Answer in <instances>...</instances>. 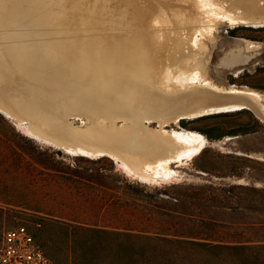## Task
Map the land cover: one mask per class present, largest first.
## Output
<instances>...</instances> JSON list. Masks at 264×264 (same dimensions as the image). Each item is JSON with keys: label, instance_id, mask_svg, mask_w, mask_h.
Masks as SVG:
<instances>
[{"label": "rangeland", "instance_id": "obj_1", "mask_svg": "<svg viewBox=\"0 0 264 264\" xmlns=\"http://www.w3.org/2000/svg\"><path fill=\"white\" fill-rule=\"evenodd\" d=\"M52 1L49 10L35 12L29 20L39 22L45 15L50 28L63 31V46L69 39L77 45L76 59L88 55L92 42L102 48L108 45L111 31L84 24L86 30L81 28L77 34L72 28L74 19H69V12L76 0ZM236 2L125 0L117 14L126 16L123 31L133 32L142 51H159L154 60L140 65L146 77L144 89L134 90L132 95L149 100L159 96L169 80L181 85L182 78L166 62L169 53H174V40L180 39L192 49L186 67L197 84L254 94L263 108L261 116L240 110L220 113L226 116L214 119H181L182 124L159 112L144 116L140 130L145 135L175 145L162 159L146 160L129 152L115 153V158L80 154L78 151L103 150L89 138L94 131L113 128L127 132L129 122L123 117L108 122L100 111L95 112L106 99L95 102L78 86L42 88L40 75L29 79L26 69L21 73L19 65L6 63L0 76L14 93L21 91L22 98H4L3 106L12 113L0 111V237L18 225L32 228L53 256V264H128L127 254L111 253L121 240L113 232L138 236L142 245L133 264H264V23L242 16L238 9L229 11L226 6ZM1 3L4 8L9 6ZM24 20L17 31L26 30ZM5 22L0 17V27ZM53 40L56 43L61 38ZM235 48L246 60L234 68L222 65V59ZM22 51L5 62L21 56ZM95 70L96 75L109 71L108 67ZM110 95L113 106H130L122 90L112 89ZM16 99H22L21 107ZM50 104L65 111L56 110L55 117L39 119L44 106ZM242 111L245 113L234 115ZM94 114L99 121L90 120ZM51 121L86 139L71 146L74 154L50 144L47 136L34 130L36 124L47 129ZM174 133L191 137L200 148L198 154L181 159L188 149L176 141ZM105 201L108 205L101 210ZM59 210L70 211L81 223L43 214ZM35 217L46 220L39 229L33 227Z\"/></svg>", "mask_w": 264, "mask_h": 264}, {"label": "bare ground", "instance_id": "obj_2", "mask_svg": "<svg viewBox=\"0 0 264 264\" xmlns=\"http://www.w3.org/2000/svg\"><path fill=\"white\" fill-rule=\"evenodd\" d=\"M124 1H75L74 8L69 12V19H74L72 28L74 30L76 28L77 34L81 31V28L86 30L85 27L83 28L84 24L94 28L100 27L102 30L111 31L112 33V39L109 40L105 48H102L101 44H96V42L93 44L92 42L91 45H88V55L76 59L78 54V51H76L77 45L69 39L63 46V31L60 28L57 30L50 28L51 23L44 17L45 15H41L39 22L29 20V16H32L35 12L40 13L41 10H49V7L54 5L52 0H0V3H9L6 8H4V4L1 3L0 5V17L6 20L5 24L1 23L2 27H0V70L7 66L6 63L12 66L17 64L21 67V73L25 72L24 69H26L29 79L40 75L38 84L42 88L43 86L56 84V86H64V90H68V87L78 86L81 92L92 95L95 102H102L106 99L103 108L95 110V112L100 111L108 122H113L118 117H123L129 122L130 127L127 132H118L113 128L94 131L89 135V138L94 144L102 146L103 150L78 151L80 154L84 156H87V154H102L115 158V153L129 152L146 160L164 158L175 149V145L168 140L149 137L140 130L141 119L146 115L158 114V112L168 117H175L177 120H184L199 118L211 113H224L223 111L226 110L234 111L233 109L242 107L261 116L260 109L263 108L260 107L259 98L256 95L236 90H216L197 84L195 77L187 72L186 67L189 58L193 56L192 49L187 43L181 44L180 39L174 40V53H169L166 62L168 60L169 67L175 69L177 76L182 78L181 85L169 80L166 87L161 88L159 86L161 88L159 96L149 100H141L140 97L132 95L134 90L144 89L143 82L146 77L144 78V75H142L144 73L139 68L140 65L142 67L143 64L146 65L154 60L158 57L159 51L151 53L142 51L138 41L134 38L133 32L123 31L126 16L124 14L118 16L117 14L122 11L121 6ZM236 1L233 5L226 6L229 11L238 9L242 16L249 17L258 24L264 23V0ZM56 14L55 11L54 15ZM22 18L26 19L24 20L26 30L17 31ZM57 22L59 23V20ZM177 26L179 28V25ZM82 32L80 34H84ZM55 36H58L61 40L56 42ZM92 36L94 37V35ZM32 38H36L37 41L31 42ZM95 38H98V36H95ZM52 40L56 43H53ZM22 49L21 56L18 55L13 60L5 62L7 59L16 56ZM245 60L242 52L235 48L230 50L222 59V65L234 68L241 65ZM99 67H108V74L96 75L95 69ZM115 88L126 94V100L130 102L128 109L117 108L110 104L109 100H113L110 91ZM0 90L4 95L0 98V111L12 113L2 104V101L5 104L4 98L11 97L14 94L7 83V79L3 76H0ZM18 101L21 103L22 99H16V103ZM18 105L21 107L22 103ZM35 108L40 107L35 106ZM32 109H34V106H32ZM56 109L59 113L65 111L59 106H56ZM71 111L70 114H75ZM65 114L66 112L62 115ZM94 115L92 119L88 116L84 117L95 122L99 121L98 114ZM15 123L17 124V122ZM51 126L49 125L47 129H51ZM67 131L65 138L56 137L52 131V135L55 137L48 135L47 138L50 141L47 142L54 146L57 145L63 151L66 149L74 154L71 146L78 144L82 139H86L79 132H71L68 129ZM173 136L176 141L182 142L188 149L186 155H180L181 159H189L198 154L200 148L194 146L195 142L191 137L179 133H174Z\"/></svg>", "mask_w": 264, "mask_h": 264}, {"label": "built area", "instance_id": "obj_3", "mask_svg": "<svg viewBox=\"0 0 264 264\" xmlns=\"http://www.w3.org/2000/svg\"><path fill=\"white\" fill-rule=\"evenodd\" d=\"M0 264H51L32 234L18 225L4 231L0 237Z\"/></svg>", "mask_w": 264, "mask_h": 264}, {"label": "trees", "instance_id": "obj_4", "mask_svg": "<svg viewBox=\"0 0 264 264\" xmlns=\"http://www.w3.org/2000/svg\"><path fill=\"white\" fill-rule=\"evenodd\" d=\"M242 113H245V112L244 111L236 112L234 115H240ZM224 116H226V115L216 114V115H211V116L200 117V120L212 119V118L214 119V118H219V117H224ZM179 123L182 124L183 122L180 120ZM203 133L206 135L205 132H203ZM228 134L231 135L232 133H228ZM107 202L108 201H105L104 205L100 208L101 210L106 206V204L108 205ZM101 210H99V211H101ZM99 211L97 213L98 215L100 214ZM38 212L41 213L43 211H38ZM43 214L46 217L57 218V219H60V220H63V221H69V222H73V223H81V222L77 221V218L75 217L76 215L75 214L72 215V213L70 211L69 212H62L60 210L58 212L50 211V212H47V213L43 212ZM34 222L35 223L33 224V227L36 226V228L39 229L44 224V222H46V220L43 217H35ZM61 225H63V224L61 223ZM26 228L32 234L34 240L38 243V245H39L40 249L42 250L43 254L45 256H47V258L53 264L55 262L53 256L47 252L45 245L41 244L38 241L37 234L31 232L32 228H29L27 226H26ZM76 229L82 230V231H85V232H91V231H87V229H83L81 227H77ZM38 235H40V234H38ZM112 235L117 236V237H121V240H119V244H117L114 247V249L111 250V253L112 254H117V255H119L121 253L127 254L129 259H131L130 261H128V264H133L134 263L133 258H134L135 255H137L136 252L142 245V243L138 241L139 240L138 236H136L135 234H132V233H114V232L112 233ZM144 238L145 239H149L148 237H144ZM123 246H125V247L123 248ZM131 255H132V257H131ZM110 263H112V262H107L106 264H110Z\"/></svg>", "mask_w": 264, "mask_h": 264}, {"label": "water", "instance_id": "obj_5", "mask_svg": "<svg viewBox=\"0 0 264 264\" xmlns=\"http://www.w3.org/2000/svg\"><path fill=\"white\" fill-rule=\"evenodd\" d=\"M20 93H21V91H18V90L15 91V93L13 94V98L18 97V96L22 98V94H20ZM66 101L67 100L65 99L63 102H66ZM43 109H44L43 110V113L41 114L42 115V118L39 117V119H42V120L43 119L45 120V117H47V115H50V117L51 116L52 117H55V114L57 113V111H56L57 109H56L55 105H53V104H50L48 106H44ZM233 110L234 111H240V110H247V109L240 107V108H236V109H233ZM234 111H232V110H230V111L229 110H226V111H223V112L224 113H228V112H234ZM214 114H220V113H211L209 115H214ZM209 115H205V116H209ZM202 117H204V116H202ZM41 124L44 125L43 123H41ZM47 124L52 125L54 128L52 126H51V129H46V127L45 128H42V127H40V124H38V125L36 124L37 126L35 125V127L33 125V127H34V130L37 131L43 137H46V136L50 135L52 137H55V136L56 137H59V136H61L62 138H65V134L68 132L66 127L62 128V126L56 125L55 123H53V121H51V123L49 122ZM57 124H58V122H57ZM52 131L55 134V136L52 135Z\"/></svg>", "mask_w": 264, "mask_h": 264}]
</instances>
